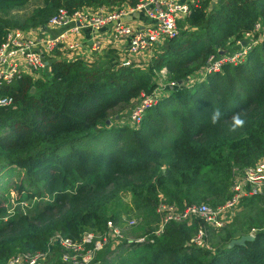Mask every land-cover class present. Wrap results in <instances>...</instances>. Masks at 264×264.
Segmentation results:
<instances>
[{"label":"trees","instance_id":"obj_1","mask_svg":"<svg viewBox=\"0 0 264 264\" xmlns=\"http://www.w3.org/2000/svg\"><path fill=\"white\" fill-rule=\"evenodd\" d=\"M138 1L0 0V46L10 31L47 26L60 10L73 16ZM33 2L41 3L26 12ZM258 22L257 39L264 34V0H202L178 21V37L151 58L123 66L108 48L54 59L39 78L0 85L13 98L0 106V191H8L0 196V264L45 249L56 233L78 239L104 232L108 221L121 222L126 195L152 240L108 246L93 264H264V193L244 198L240 206L251 212L220 229L197 218L154 234L161 201L221 205L231 196L232 170L264 158V38L238 63L203 73L213 55L229 51ZM163 69L179 85L146 110L140 125L119 123L160 85ZM217 107L223 116L212 125ZM234 113L246 122L235 132ZM11 176L18 179L6 187ZM11 187L18 193L13 212ZM201 227L211 248L191 242ZM254 228L253 239L231 244Z\"/></svg>","mask_w":264,"mask_h":264},{"label":"built area","instance_id":"obj_2","mask_svg":"<svg viewBox=\"0 0 264 264\" xmlns=\"http://www.w3.org/2000/svg\"><path fill=\"white\" fill-rule=\"evenodd\" d=\"M202 0H139L134 7H103L98 10L84 8L70 16L66 11L54 16L46 26H61L65 30L57 36L49 37L44 43L37 39L34 30L14 29L10 31L0 46V85L11 83L14 79L29 75L34 79L39 78L49 66L46 60V51L54 52L70 34H80L82 28L91 27L96 31L113 25L114 33L126 39L124 49L119 51V62L129 66L134 61H141L153 56L154 51L169 39L178 37L180 33L178 21L191 13V7ZM145 14L141 23L130 24L126 17L135 12ZM262 29L261 22L255 25L253 31L245 32L244 38L237 41L241 48L236 51H227L213 55L204 75L213 71H220L227 63H238L243 60L253 45L264 38V34L256 38L255 34ZM43 44V47L41 46ZM98 49V44H94ZM81 42L69 44V49L78 52ZM164 70V69H163ZM162 70V71H163ZM166 70V69H165ZM167 72V70H166ZM164 72V73H166ZM162 73V72H161ZM179 85L166 77L164 83L151 94H142L140 99L130 111L131 126L140 125L146 110L157 104L163 93ZM13 102L9 95L0 93V106H8ZM264 193V158L258 160L253 166L243 168L232 183L231 196L221 205L216 207L206 203L192 204L180 208L175 204L161 201L156 212L161 216V222L155 229V235H161L165 226L170 222H183L200 218L206 224L220 229L231 223L236 217L240 203L244 198L261 195ZM130 227L137 224L132 218L127 221ZM253 235V233H251ZM147 237L133 240L124 239L131 243H144L151 239ZM123 230L114 221L107 223V228L102 233L85 231L78 239L66 237L61 233L54 234L43 250L22 251L10 257L4 264H51L54 257H58L61 264H93L98 253L108 246L118 245L123 242ZM191 242L199 247L211 248L207 242V229H198Z\"/></svg>","mask_w":264,"mask_h":264},{"label":"crops","instance_id":"obj_3","mask_svg":"<svg viewBox=\"0 0 264 264\" xmlns=\"http://www.w3.org/2000/svg\"><path fill=\"white\" fill-rule=\"evenodd\" d=\"M128 19V18H127ZM129 19L135 20V23H141L145 19V14L140 12H135L134 14L129 16ZM34 30L37 33V39L40 40L41 43H44L45 40L49 37H54L59 35L65 30V27L61 26H44L39 28L30 29ZM29 31V30H27ZM81 42L82 46L80 50L76 53L74 50L69 49V44L73 42ZM98 44V49H96L94 44ZM126 43V39L122 37H118L114 33L113 25H109L101 31H96L94 28L87 27L82 28L80 34H70V36L66 39L65 43H63L58 49H56L52 53H48L46 51V60L50 64L52 60L59 58H70L78 56L91 57L95 53H102L108 48H115L117 53L124 49V44ZM43 47V44L41 45ZM48 68V67H47ZM47 70V69H46ZM42 74L40 75V77ZM118 245L110 246L111 249H116Z\"/></svg>","mask_w":264,"mask_h":264},{"label":"rangeland","instance_id":"obj_4","mask_svg":"<svg viewBox=\"0 0 264 264\" xmlns=\"http://www.w3.org/2000/svg\"><path fill=\"white\" fill-rule=\"evenodd\" d=\"M40 3H36V2L31 3L30 6H29V9L26 10V12L29 11V10H31L34 6L39 5ZM126 20L130 24H134L135 23V20L129 19V16L126 17ZM240 48H241L240 44L236 41V43L232 47H230V50L229 51H236V50H238ZM161 72H160V76H159L158 82L159 83H164L166 81V77L168 78V73L166 72L165 69L163 71H161ZM164 72H166V73H164ZM130 111H131V109L129 110V112L127 114L125 113L124 118H122V120L119 123H124V124H126V123L129 124L130 123L131 124V121L129 119ZM243 168H245V167H237V168H235V169L232 170V178H231L230 186L228 188L227 195H231L232 183L234 181V177L240 171H242ZM7 179L10 180V181L7 183L6 187L10 186L13 183V180L14 181L17 180L18 179V176H11V177L5 178V180H7ZM5 180H3V181H5ZM9 193H10L9 196L11 198V203H12V206H10L9 209H10V212H13L16 209V206H17L16 199H17L18 193L16 192V190H14L13 187L10 188V192ZM7 194H8V191H4V192L3 191H0V196H3V195L4 196H7ZM123 203H124V205H123V210H122V217H121V220H120L121 222L120 223H117V225L120 226L121 229L123 230V235H124L123 240L124 239L137 240V239H141V238L147 237L148 236L147 235V232L148 231H145V230H142L141 229L142 228V225H143L141 216L139 215L138 212H136V211L133 210V203H132L131 196L130 195H126L124 197V199H123ZM202 203H206V202H202ZM25 204H28V202H26ZM194 204H197V203H194ZM250 212H251L250 209H247V208L245 209L244 207L240 206L239 210L237 211V214L239 215L241 213H250ZM132 218H134V219L137 220V224L135 226H133V227H130L128 225L127 221L129 219H132ZM195 219H197V218H194L192 220H186V221H183V222H176V223H186L187 222L188 224H191L192 221L195 220ZM157 223H153V227H156L157 226ZM206 229L208 230V228H206ZM255 231H256L255 228L252 229V231L250 232V234L251 233H255ZM119 244H118V246H119ZM117 257H119V256L117 255ZM51 264H61V263H60L58 257H54L51 260Z\"/></svg>","mask_w":264,"mask_h":264},{"label":"clouds","instance_id":"obj_5","mask_svg":"<svg viewBox=\"0 0 264 264\" xmlns=\"http://www.w3.org/2000/svg\"><path fill=\"white\" fill-rule=\"evenodd\" d=\"M223 116V113L220 108H214L211 115H210V123L212 125H216L220 122L221 118ZM231 128L230 131H237L240 128H243L245 125V120L241 118V113H234L231 117Z\"/></svg>","mask_w":264,"mask_h":264},{"label":"water","instance_id":"obj_6","mask_svg":"<svg viewBox=\"0 0 264 264\" xmlns=\"http://www.w3.org/2000/svg\"><path fill=\"white\" fill-rule=\"evenodd\" d=\"M110 121H108L109 123ZM254 238V235L252 234H249V235H245L243 237H241L240 239H235L232 241V245H235V244H243L245 243L247 240H250V239H253Z\"/></svg>","mask_w":264,"mask_h":264}]
</instances>
